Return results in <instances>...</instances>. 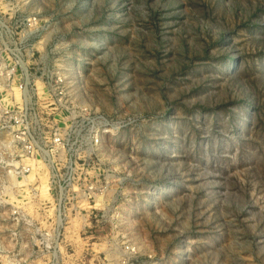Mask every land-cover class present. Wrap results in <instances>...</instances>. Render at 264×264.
<instances>
[{
    "label": "rangeland",
    "instance_id": "1",
    "mask_svg": "<svg viewBox=\"0 0 264 264\" xmlns=\"http://www.w3.org/2000/svg\"><path fill=\"white\" fill-rule=\"evenodd\" d=\"M147 2L0 0V264H264V0Z\"/></svg>",
    "mask_w": 264,
    "mask_h": 264
},
{
    "label": "clouds",
    "instance_id": "2",
    "mask_svg": "<svg viewBox=\"0 0 264 264\" xmlns=\"http://www.w3.org/2000/svg\"><path fill=\"white\" fill-rule=\"evenodd\" d=\"M159 0H157V3ZM236 0H229V3H235ZM132 7L138 14V16L143 19L147 20L148 17L151 15V12L148 8V2L147 0H139V3H137V0H132ZM152 10H155V6H153Z\"/></svg>",
    "mask_w": 264,
    "mask_h": 264
},
{
    "label": "built area",
    "instance_id": "3",
    "mask_svg": "<svg viewBox=\"0 0 264 264\" xmlns=\"http://www.w3.org/2000/svg\"><path fill=\"white\" fill-rule=\"evenodd\" d=\"M15 121H16L15 126L23 124L22 120L19 117H16ZM18 132H21V131H18ZM16 137H19V135L16 134Z\"/></svg>",
    "mask_w": 264,
    "mask_h": 264
}]
</instances>
